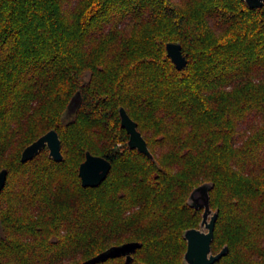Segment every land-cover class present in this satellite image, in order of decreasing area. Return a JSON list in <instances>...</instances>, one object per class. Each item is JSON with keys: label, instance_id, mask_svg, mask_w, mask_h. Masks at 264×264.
I'll use <instances>...</instances> for the list:
<instances>
[{"label": "trees", "instance_id": "trees-1", "mask_svg": "<svg viewBox=\"0 0 264 264\" xmlns=\"http://www.w3.org/2000/svg\"><path fill=\"white\" fill-rule=\"evenodd\" d=\"M180 43L188 64L167 52ZM124 107L154 156L128 145ZM50 130L46 147L21 161ZM112 163L83 187L86 152ZM0 264H185L211 182L214 264H264V4L245 0H0Z\"/></svg>", "mask_w": 264, "mask_h": 264}, {"label": "water", "instance_id": "water-1", "mask_svg": "<svg viewBox=\"0 0 264 264\" xmlns=\"http://www.w3.org/2000/svg\"><path fill=\"white\" fill-rule=\"evenodd\" d=\"M251 8L261 7L264 0H245ZM168 55L178 70L187 66L188 60L182 52L180 43L169 42L166 46ZM122 127L129 134L128 145L131 149H137L150 159H154L153 154L148 148L147 142L142 133L138 130L137 122L134 121L126 109L122 106L119 109ZM49 149V155L55 161H63L64 156L61 151V139L56 130H50L28 145L21 157L23 163L32 160L38 153L45 148ZM112 168V163L105 157L86 152V158L79 168V176L83 187H98L108 176ZM8 170L0 171V192L3 190L7 180ZM213 184L206 182L196 187L188 198L189 205L196 209H203L202 220L198 227L186 229L183 233L187 241V250L183 261L185 264H214L229 252L228 245L214 254L212 242L214 240L215 226L219 215V210H213L210 201V190ZM142 246L139 242H129L118 246H113L106 251L88 259L84 264H97L109 258L125 256L127 263L133 260V253Z\"/></svg>", "mask_w": 264, "mask_h": 264}]
</instances>
